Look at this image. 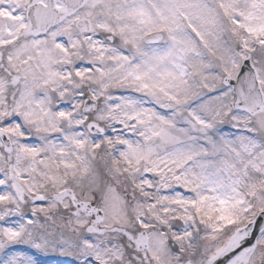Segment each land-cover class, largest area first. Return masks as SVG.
<instances>
[{
    "label": "snow or ice",
    "instance_id": "1",
    "mask_svg": "<svg viewBox=\"0 0 264 264\" xmlns=\"http://www.w3.org/2000/svg\"><path fill=\"white\" fill-rule=\"evenodd\" d=\"M0 264H264V0H0Z\"/></svg>",
    "mask_w": 264,
    "mask_h": 264
}]
</instances>
